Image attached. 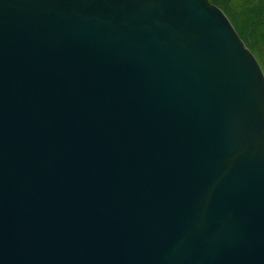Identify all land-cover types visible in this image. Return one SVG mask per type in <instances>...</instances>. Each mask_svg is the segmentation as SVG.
Returning <instances> with one entry per match:
<instances>
[{
	"label": "water",
	"instance_id": "95a60500",
	"mask_svg": "<svg viewBox=\"0 0 264 264\" xmlns=\"http://www.w3.org/2000/svg\"><path fill=\"white\" fill-rule=\"evenodd\" d=\"M0 264H264V74L208 0H0Z\"/></svg>",
	"mask_w": 264,
	"mask_h": 264
},
{
	"label": "rangeland",
	"instance_id": "374dc122",
	"mask_svg": "<svg viewBox=\"0 0 264 264\" xmlns=\"http://www.w3.org/2000/svg\"><path fill=\"white\" fill-rule=\"evenodd\" d=\"M225 14L264 74V0H208Z\"/></svg>",
	"mask_w": 264,
	"mask_h": 264
},
{
	"label": "bare ground",
	"instance_id": "6f19581e",
	"mask_svg": "<svg viewBox=\"0 0 264 264\" xmlns=\"http://www.w3.org/2000/svg\"><path fill=\"white\" fill-rule=\"evenodd\" d=\"M263 71V70H262Z\"/></svg>",
	"mask_w": 264,
	"mask_h": 264
}]
</instances>
